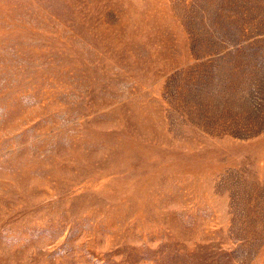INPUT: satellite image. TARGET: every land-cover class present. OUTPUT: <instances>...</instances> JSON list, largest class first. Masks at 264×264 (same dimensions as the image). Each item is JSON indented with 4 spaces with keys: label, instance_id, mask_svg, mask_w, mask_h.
<instances>
[{
    "label": "rangeland",
    "instance_id": "obj_1",
    "mask_svg": "<svg viewBox=\"0 0 264 264\" xmlns=\"http://www.w3.org/2000/svg\"><path fill=\"white\" fill-rule=\"evenodd\" d=\"M0 264H264V0H0Z\"/></svg>",
    "mask_w": 264,
    "mask_h": 264
}]
</instances>
